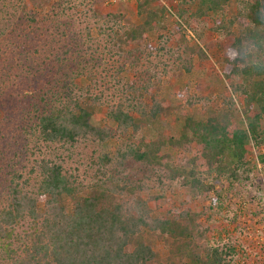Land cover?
I'll return each mask as SVG.
<instances>
[{
    "label": "trees",
    "instance_id": "16d2710c",
    "mask_svg": "<svg viewBox=\"0 0 264 264\" xmlns=\"http://www.w3.org/2000/svg\"><path fill=\"white\" fill-rule=\"evenodd\" d=\"M180 3L165 37L159 0H0V264H231L234 247L211 243L206 210L189 204L220 206L225 187L250 180L254 147L264 162V0ZM183 23L218 35L242 107L221 96L150 139L144 121L178 104L155 92L162 78L206 58ZM179 97L191 111L206 96ZM100 106L109 123L96 125ZM111 138L113 154L99 148ZM173 188L179 204L154 216L151 202ZM149 189L161 193L143 198Z\"/></svg>",
    "mask_w": 264,
    "mask_h": 264
},
{
    "label": "rangeland",
    "instance_id": "374dc122",
    "mask_svg": "<svg viewBox=\"0 0 264 264\" xmlns=\"http://www.w3.org/2000/svg\"><path fill=\"white\" fill-rule=\"evenodd\" d=\"M167 6L164 16L165 28L159 34L169 36L170 29L178 20V8L187 7L181 4L180 0H159ZM135 4L136 0H129ZM235 3L231 1L227 8V14L234 12ZM128 20L134 23L140 22V17L134 11L128 15ZM183 32L190 42H196L206 53V58L194 61V66L189 72L180 74H171L163 77L155 92L169 104L178 102L176 109L170 113L160 115L158 118L150 121H144L143 133L150 139L154 138L158 131L168 133L178 132L183 122V114L192 112L196 117L206 116L216 107H220L221 96H232L235 103L240 109L242 107V99L236 94H231L221 74L220 57L222 51L219 47L218 35L213 32L210 27H205L201 35L197 36L185 23L182 24ZM185 28V29H184ZM163 37V38H165ZM158 37L156 34H150L149 42L156 44ZM204 88V90H201ZM209 91H207V89ZM179 94H186L194 97L208 96L209 99L197 100L189 111ZM183 104V107L180 106ZM105 107L100 106L92 117V122L96 125L109 123L105 117ZM236 121L242 119L240 111L238 112ZM264 127V118L261 120ZM119 140L111 138L102 144L99 148L110 154H113ZM263 149L254 147L253 153L250 155L252 160V172L250 180L240 179L232 182L230 189L225 187L221 192L220 206L208 208L209 201L204 203L199 199L191 202L190 207H199L206 210V215L202 216L201 222L204 227L210 229V241L213 244L228 243L234 247L235 253L230 257L231 264H264V162L260 158ZM161 193L158 189H149L143 193V198L154 196ZM213 196V194H211ZM182 194L177 188L173 191L163 193L160 201L151 202L153 215H164L166 210L171 206L178 205ZM146 241L156 250L164 251L161 239L156 238L152 234L147 235Z\"/></svg>",
    "mask_w": 264,
    "mask_h": 264
}]
</instances>
